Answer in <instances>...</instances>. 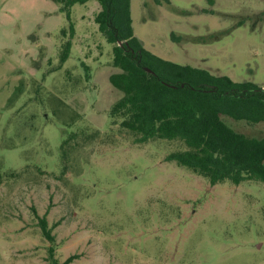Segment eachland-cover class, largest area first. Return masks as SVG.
Instances as JSON below:
<instances>
[{
    "label": "rangeland",
    "instance_id": "rangeland-1",
    "mask_svg": "<svg viewBox=\"0 0 264 264\" xmlns=\"http://www.w3.org/2000/svg\"><path fill=\"white\" fill-rule=\"evenodd\" d=\"M59 9L0 0V264H49L51 247L69 264H264V184L211 186L165 160L176 142L136 144L110 127L122 93L99 5L72 7L61 65ZM130 12L152 55L264 88V0H130ZM229 124L264 137V125Z\"/></svg>",
    "mask_w": 264,
    "mask_h": 264
},
{
    "label": "trees",
    "instance_id": "trees-1",
    "mask_svg": "<svg viewBox=\"0 0 264 264\" xmlns=\"http://www.w3.org/2000/svg\"><path fill=\"white\" fill-rule=\"evenodd\" d=\"M54 1L69 22V39L61 45L60 65L69 58L74 36L72 7L90 1L99 5L94 23L112 45L111 64L117 70L109 76V82L122 93L109 112L110 127L117 126L136 144L176 142L178 148L165 160L204 178L211 186L225 182L235 186L245 182L264 184V137H251L229 124L264 125V88L152 55L134 35L130 0ZM240 20L232 29L245 25L244 18ZM250 30L255 32L254 27ZM66 33V29L61 31L62 38ZM172 39L176 40L174 34ZM84 69L89 71L88 67ZM75 136L72 132L61 139V152ZM38 223L43 237L53 244L45 219ZM53 253L49 248V264H69L76 258L59 263Z\"/></svg>",
    "mask_w": 264,
    "mask_h": 264
},
{
    "label": "water",
    "instance_id": "water-1",
    "mask_svg": "<svg viewBox=\"0 0 264 264\" xmlns=\"http://www.w3.org/2000/svg\"><path fill=\"white\" fill-rule=\"evenodd\" d=\"M146 71H147L148 73H150V70L146 69Z\"/></svg>",
    "mask_w": 264,
    "mask_h": 264
}]
</instances>
